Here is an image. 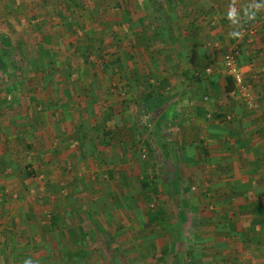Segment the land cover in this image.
Here are the masks:
<instances>
[{
    "label": "rangeland",
    "instance_id": "obj_1",
    "mask_svg": "<svg viewBox=\"0 0 264 264\" xmlns=\"http://www.w3.org/2000/svg\"><path fill=\"white\" fill-rule=\"evenodd\" d=\"M250 2L236 0L242 36L232 38V0H0L9 70L18 68L15 48L23 45L33 66L60 67L50 82L46 72H30V86L21 88L27 96L15 108L0 98V264H159L150 248L164 237L181 246L193 228L218 236L229 227L258 255L255 264H264V170L259 177L246 165L217 166L259 143L253 132L264 127V10L244 19ZM36 17L45 40L33 27ZM223 19L224 44H212L205 22L215 27ZM114 36L133 38L135 47L126 68L118 62L115 73L108 67L104 74L97 60L110 59L106 51L118 49L126 63ZM229 53L243 75L232 91ZM70 54L79 71L68 73ZM83 71L97 75L94 92L85 90ZM1 73L0 97L9 90ZM53 178L60 185L51 191ZM210 238L207 232L202 240ZM219 242L210 240L221 253ZM184 254L176 264H193Z\"/></svg>",
    "mask_w": 264,
    "mask_h": 264
},
{
    "label": "crops",
    "instance_id": "obj_2",
    "mask_svg": "<svg viewBox=\"0 0 264 264\" xmlns=\"http://www.w3.org/2000/svg\"><path fill=\"white\" fill-rule=\"evenodd\" d=\"M211 8H217V5H212ZM216 25L217 26L213 27L211 26V24L209 25L207 24V22H205V28H209V30H207L208 39L212 44H220V43L224 44V39H225L224 19L222 21H217ZM196 40H198V36ZM202 42H204L203 39H202ZM113 121H115V119ZM254 123H260L259 118L258 119L256 118L254 120ZM255 127L257 126L255 125ZM109 130L112 132L114 131V134L116 136V133H115L116 129L115 130L109 129ZM245 130L247 134L245 133ZM249 130L250 129L248 130L245 129V127H243L242 129L241 128L238 129L241 137L243 138L248 137ZM60 134H63V130L60 133H56V135H60ZM253 136L254 137L260 136L259 137L260 144L256 142V144H253V147H251L249 150L245 148L246 152H239V151L235 152L231 160H226V159L221 160L220 159L219 161H217V164H218L217 166H220L221 168L226 169V166L229 165L230 163L229 166H231L233 169L242 170V169H245L244 165H246L247 166L246 169H251V170L256 171L255 174L257 173V175L260 177V174L264 170V127H260V130L254 131ZM220 137L224 138V134L220 135ZM60 145L63 149L67 147L66 143L60 144ZM25 147H27V145H25ZM61 147H58L60 153L62 152ZM232 160H234V163L232 162ZM251 160H252V164L249 165L251 163ZM226 161H229V163H226ZM59 167H60V164L57 162L55 163L51 171L58 169ZM48 182L50 184L51 191L52 190L54 191V188L60 185L59 184L60 182H58L57 178L50 179V181ZM66 185H71V184L67 181ZM64 187H65L64 185H61V187H59L58 189L60 188L63 189ZM237 199H238V196L233 197L230 199L229 202L233 203ZM59 216L64 217V213L62 212V214ZM70 216L71 215H69V218ZM56 218L58 217L56 216ZM69 222L70 220L66 221V225H68ZM125 228L126 227H123V229ZM229 228H230V234H228L229 232H226V231H224L223 233L221 232V229H217L215 234H220L218 236H214L212 235L213 233H209V231H205L204 233L205 235L207 234V232L208 234H211V238L205 241L202 240V237H204V234L202 236H198V234L193 231V229L195 228H193L192 232L194 233L193 234L194 238H192V235L189 234L188 236L189 242L186 243L187 245L188 244L189 245L187 246L181 243L180 244L181 247L176 242L172 243L170 242L171 240L169 238L164 237L163 245H158V247H155V246L151 247L150 249H152V253H150L149 256L152 257L153 259H157L158 260L157 263L159 264H176L178 260H182V257L185 256L184 252H188L192 255L193 264H241L245 262V260L247 261L248 264L257 263L258 255L256 253H250L249 246L242 244L243 239H240V237L236 236L238 234H241L239 233L241 231H236L235 228H231V227ZM79 229H82V228L79 227ZM187 231L188 229H186V233ZM129 232H132V229ZM65 233H67V231ZM69 233L71 234L72 232H69ZM224 234H228L226 238H224ZM221 239H224L225 242H219ZM210 240H218V242L221 244L220 247L224 248L223 251L221 253H218L216 251V248H218L216 243L211 245ZM227 240L228 242H226ZM172 241H176V240H172ZM211 252H212L211 255L207 254ZM148 253H149V250L147 249L145 254L148 255ZM177 253H180L179 258L177 257L178 256ZM142 264H145V263H142Z\"/></svg>",
    "mask_w": 264,
    "mask_h": 264
},
{
    "label": "trees",
    "instance_id": "obj_3",
    "mask_svg": "<svg viewBox=\"0 0 264 264\" xmlns=\"http://www.w3.org/2000/svg\"><path fill=\"white\" fill-rule=\"evenodd\" d=\"M115 1L117 2V4H119L120 1H126V0H115ZM72 2H74L75 5L77 3V1H72ZM121 7H123V6H121ZM75 9H76V6L71 7V9H68V10H70L69 12L72 13V12L75 11ZM36 18H38L39 21L33 27L37 28L40 31L41 38L43 40H45L44 38H45L46 35L44 36V34L46 33V31L44 29V21L40 22L41 19H39V17H36ZM74 23L69 25L70 29L74 25ZM56 25H52V27H55ZM74 32L77 33V31H74ZM79 32L80 31H78V33ZM112 39H113V41L112 40H110V41H112L116 46H118L120 48L122 54L124 55V59H125L126 63H122L123 62V58L117 52L118 49H116V51H113L112 53H110L109 50H108L105 53H107L106 56H111L110 59H104V57H105V55H104V57H101V59L97 60V61H99L101 63V65H102L101 69H102L104 74H107V72H109L108 67H111L112 72L115 73L114 68H115V65H117L118 62H120L123 66L125 65V68H126V64L128 63V60H129V57H130V51H131L132 48L135 47L133 38H128V39L126 38L125 40H122L121 38L114 36ZM77 44H81V41H80V43H77ZM104 44H105L104 42L100 43L98 45V47L100 49H103ZM130 45H131L132 48L129 49ZM70 46H71V48H70L71 50H74V47H76L75 51L76 52L77 51L80 52L78 50L79 46L78 45L76 46V44L74 42H71ZM22 47H23V49H22ZM22 47L20 46L21 49L18 46H16V48H15V52H16V54H15V60H16L15 64L18 66V68L17 69L15 68V70L14 69L9 70V67L11 65H14L13 61H11L10 58H6V56L3 55L4 50L2 49V46L0 44V67L2 68L1 75H2V77L5 78L4 85L7 87V89H9V90H7V93L5 95H3L2 97H0V98L3 99V100H7L8 101V105H7V107H8L7 109L8 110L11 107L15 108V106L20 105V103H22V100L24 98H26L27 95L26 94L22 95L23 89L21 90V88H22V86L23 87L30 86L29 84H31V82H32L31 79H30V72L34 73V77H35V75L44 74V72H46V76H44L43 78L50 77L51 78L49 80V82H50L52 80V76L55 73H57L59 68H60L58 60H55V61L58 62V63L55 64L56 65L55 67H50L47 70L48 66H45L44 69L40 70V68H37V67L33 66V64H32V62H34V59L29 57V55L32 54V52L28 49V47L26 48V52H25L24 45ZM89 49L90 48H87L84 51V53L88 54L89 53ZM91 50H93L92 47H91ZM104 50L105 49L101 50V52H104ZM97 51L100 52V50H98V49H97ZM92 52L93 51H90L89 55L84 59L86 62H90V61L93 60L92 58H90V57H92L94 55V53H92ZM47 55H50V51H48V50H47ZM56 55H58V54L57 53H53L54 57ZM69 56L71 58L70 57L68 58V61H70V63H69L70 66L69 65L68 66H69V69H71V70L68 69L69 70L68 73H71L72 68L74 70L79 71L78 69L80 67H78V69H77V66L79 64L76 62V61H78V58L75 57V56L73 57V55H71V54ZM82 57H83V55H82ZM30 59H31V61H29ZM42 61L46 62L45 59L42 60ZM12 72H13L14 75H12ZM97 73L99 74L100 72L98 71ZM81 75L84 77V79H86L89 82V85H88V87L87 86L85 87V90H87L89 92L90 91L94 92L96 87H95V84L93 82H94L95 78L97 79V77H96L97 75L96 74L92 75V73H91V76H90V73L86 74L85 71L81 72ZM17 76H19V77H17ZM118 76H119L118 78L113 79L114 80V84H118L120 82V80L125 78V74L123 76H121V75H118ZM226 79H227L226 91L234 90L235 89V80H234V78L232 76L228 75L226 77ZM148 96L150 97V99H152L154 94L152 92H149ZM119 106H120V104H119ZM261 176H263V174ZM236 186L241 187L238 183H236ZM177 255H178L177 257L179 258L180 253H177Z\"/></svg>",
    "mask_w": 264,
    "mask_h": 264
},
{
    "label": "clouds",
    "instance_id": "obj_4",
    "mask_svg": "<svg viewBox=\"0 0 264 264\" xmlns=\"http://www.w3.org/2000/svg\"><path fill=\"white\" fill-rule=\"evenodd\" d=\"M264 10V0H251V2L242 9L243 18L246 20H254L259 11ZM227 19L230 21L233 31L229 33L232 38H240L241 31L238 30L241 23V12L236 7V0H232L226 13ZM23 264H35L33 259H25Z\"/></svg>",
    "mask_w": 264,
    "mask_h": 264
},
{
    "label": "built area",
    "instance_id": "obj_5",
    "mask_svg": "<svg viewBox=\"0 0 264 264\" xmlns=\"http://www.w3.org/2000/svg\"><path fill=\"white\" fill-rule=\"evenodd\" d=\"M226 65L229 68L230 76L235 80V83L240 85L243 82V75L235 63V54L229 53L226 56Z\"/></svg>",
    "mask_w": 264,
    "mask_h": 264
}]
</instances>
